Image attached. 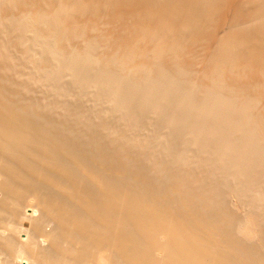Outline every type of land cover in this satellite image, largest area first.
Wrapping results in <instances>:
<instances>
[{"label":"bare ground","instance_id":"1","mask_svg":"<svg viewBox=\"0 0 264 264\" xmlns=\"http://www.w3.org/2000/svg\"><path fill=\"white\" fill-rule=\"evenodd\" d=\"M0 264H264V0H0Z\"/></svg>","mask_w":264,"mask_h":264}]
</instances>
